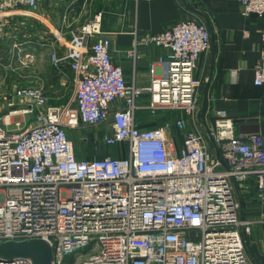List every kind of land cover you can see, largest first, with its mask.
I'll return each mask as SVG.
<instances>
[{
    "label": "built area",
    "instance_id": "built-area-1",
    "mask_svg": "<svg viewBox=\"0 0 264 264\" xmlns=\"http://www.w3.org/2000/svg\"><path fill=\"white\" fill-rule=\"evenodd\" d=\"M42 1L0 0V40L20 9L36 12ZM238 1L244 14L264 17V0ZM99 21L95 15L71 30L64 53L50 54L54 68L68 66L74 75L68 104L48 105L40 87H15L0 114V244L42 239L52 264H256L242 236L254 222L240 217L239 196L253 184L264 201V138L236 134L226 113L215 111L206 123L225 167L211 158L198 119L202 83L194 76L211 47L207 26L191 18L136 37L124 52L133 62L139 48L166 51L141 87L127 84L112 62ZM253 83L264 86V29ZM143 95L150 116H181L140 128ZM99 127L95 142L126 145L125 156L76 158L70 132Z\"/></svg>",
    "mask_w": 264,
    "mask_h": 264
},
{
    "label": "crops",
    "instance_id": "crops-1",
    "mask_svg": "<svg viewBox=\"0 0 264 264\" xmlns=\"http://www.w3.org/2000/svg\"><path fill=\"white\" fill-rule=\"evenodd\" d=\"M95 15H99L101 35L110 39L112 62L122 68L127 84L141 87L149 84L150 64L166 51L156 46L139 48L140 57L133 62L124 56V52L132 48L136 37L160 33L191 18L205 24L216 46L199 57L194 76L202 83L200 106L203 88L209 82L206 119L212 121L215 111H224L232 120L236 134L258 133L264 138V86L253 83L264 17L244 14L238 0H43L36 12L24 7L9 20V29L0 40V73H17L19 79L14 88L40 87L50 106L68 104L73 95L74 75L68 66L60 70L54 68L50 54H63L70 31ZM9 100L10 97L0 103V114L8 110L5 104ZM148 103L147 95L138 101L141 108L136 113V121L140 128L174 123L180 114L166 111L152 117L144 108ZM200 129L206 136L211 158L217 159V151L205 128ZM103 131V127L89 130L98 150L93 151L99 156L116 151L103 144L99 147L95 142L94 136ZM172 135L180 149L181 132L173 126ZM239 198L240 217L254 222L248 237L257 246L264 264V201L260 200L253 184Z\"/></svg>",
    "mask_w": 264,
    "mask_h": 264
},
{
    "label": "water",
    "instance_id": "water-1",
    "mask_svg": "<svg viewBox=\"0 0 264 264\" xmlns=\"http://www.w3.org/2000/svg\"><path fill=\"white\" fill-rule=\"evenodd\" d=\"M190 9L202 15L200 12ZM215 42L211 39V47L214 49ZM208 88L209 82H207L203 88L202 101L200 106V111L198 114V119L200 123L204 126L208 139L214 146L213 138L209 132L206 123V113L208 110ZM239 123V122H237ZM216 149V147L214 146ZM217 151V159L225 167V162L221 159L219 151ZM243 241L247 252L252 257L256 264H262L257 246L250 242L247 234L243 232ZM14 258H26L30 260L32 264H52V248L51 246L42 239H31L25 241H6L0 244V260H12Z\"/></svg>",
    "mask_w": 264,
    "mask_h": 264
},
{
    "label": "trees",
    "instance_id": "trees-1",
    "mask_svg": "<svg viewBox=\"0 0 264 264\" xmlns=\"http://www.w3.org/2000/svg\"><path fill=\"white\" fill-rule=\"evenodd\" d=\"M76 135H75L76 138L75 139L73 138L74 141H77L76 146L74 144V150H75V153H76V158H78V159L79 158L92 159V158H102L104 156V155H100L99 156V155L95 154V151H98V150L95 149V144H93V142H92L93 141V135L90 134L89 129H82L80 131V135L79 136H76ZM81 135L87 136V140L86 141L85 140L80 141ZM70 136H71L70 138H72L74 136V133L73 134L71 133ZM74 141H73V143H74ZM78 143H80L81 145L78 144ZM97 145L99 147L102 146V144H99L98 142H97ZM93 149L95 151H93ZM114 149L116 150L115 151L116 153L113 152V154H111L112 156L113 155H115V156H125L126 155V145L114 146L113 150ZM92 154H95V157H92Z\"/></svg>",
    "mask_w": 264,
    "mask_h": 264
},
{
    "label": "rangeland",
    "instance_id": "rangeland-1",
    "mask_svg": "<svg viewBox=\"0 0 264 264\" xmlns=\"http://www.w3.org/2000/svg\"><path fill=\"white\" fill-rule=\"evenodd\" d=\"M18 79H19V77H18L17 73H0V103L7 100L9 97L11 98L14 86H17L16 84H17ZM20 81H21V79H20ZM3 82H5V83H3ZM180 116H181L180 114L177 115L176 119L179 118ZM71 133L72 134L74 133V136L72 137V139L76 138L75 135L77 133L78 134L76 136L80 135V133L77 131H72ZM74 139H73V141H74ZM74 144L76 146L77 141H74ZM78 144H80V143H78ZM92 157H95V154H92ZM79 159H83V158H79ZM250 232H251V230H250Z\"/></svg>",
    "mask_w": 264,
    "mask_h": 264
}]
</instances>
